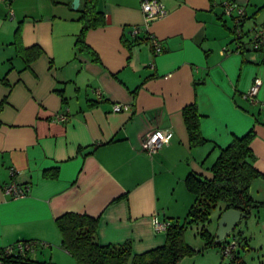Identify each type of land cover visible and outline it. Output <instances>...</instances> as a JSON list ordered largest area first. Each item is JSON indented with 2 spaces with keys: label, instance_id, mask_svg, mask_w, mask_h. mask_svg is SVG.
Masks as SVG:
<instances>
[{
  "label": "crops",
  "instance_id": "crops-1",
  "mask_svg": "<svg viewBox=\"0 0 264 264\" xmlns=\"http://www.w3.org/2000/svg\"><path fill=\"white\" fill-rule=\"evenodd\" d=\"M73 1L0 0V248L35 241L69 253L56 223L67 212L98 217L101 245L129 244L133 254L162 247L167 233L155 219L182 222L195 202L187 176L211 177L221 149L250 131L263 174L250 194L264 201V49L246 36L235 51L224 0H159L165 13L149 24L143 0H97L102 24L85 31L84 44L85 0L78 8ZM236 1L246 9L245 31L264 24V0ZM36 46L42 52L30 56ZM256 78L253 103L244 94ZM116 103L131 109L115 112ZM192 103L205 139L197 145L183 115ZM157 129L170 142L148 155L145 136ZM13 181L29 192L6 195ZM254 214L258 235L242 234L237 247L244 264L241 250H264V208Z\"/></svg>",
  "mask_w": 264,
  "mask_h": 264
},
{
  "label": "trees",
  "instance_id": "trees-1",
  "mask_svg": "<svg viewBox=\"0 0 264 264\" xmlns=\"http://www.w3.org/2000/svg\"><path fill=\"white\" fill-rule=\"evenodd\" d=\"M96 1L85 0L80 9V20L83 22V31L79 38L80 44H84L83 34L87 29L102 24V13L97 11ZM41 52V48L38 46L31 47L27 51L30 56L34 57ZM183 115L191 144L204 143L205 139L200 134L201 114L197 104L192 103L185 106ZM253 137L254 132L250 131L243 137H236L230 145L222 148L211 166V177H202L196 173H190L187 176L186 184L195 195V202L184 221L169 224L166 229L167 237L164 246L143 254H133L129 244L101 245L96 239L98 217L67 212L56 219L61 234L62 247L75 258L77 264H179L184 256L194 251V248L184 238V231L192 222H207L212 210L218 209V207L219 217L229 208L240 209L248 216L254 210L264 208V201H256L250 194L252 181L263 176L253 163L254 153L251 148ZM201 234L206 238L205 248L208 246L220 247L222 251L225 244L229 242L228 239H225L221 243H217L216 232H209L206 229ZM241 236L239 234L238 243L240 240H246V237ZM38 246V243L34 245V247ZM237 249L234 250L233 258L225 264H244ZM201 250L198 251L201 252ZM222 257L225 259L223 254ZM0 262L2 264H46L30 259L27 253L24 255L11 253L0 257Z\"/></svg>",
  "mask_w": 264,
  "mask_h": 264
},
{
  "label": "built area",
  "instance_id": "built-area-1",
  "mask_svg": "<svg viewBox=\"0 0 264 264\" xmlns=\"http://www.w3.org/2000/svg\"><path fill=\"white\" fill-rule=\"evenodd\" d=\"M142 11L144 12L146 18V24H149L151 21L164 15L165 10L162 3L159 0H143L142 1ZM224 6V14L226 16H230L234 25V33H235V43L236 49L235 51H241L244 47V38L246 36L249 37L250 43L252 44L253 49L255 50H263L264 49V24L255 26L250 28L249 30H244L245 18H246V9L240 5L236 0H226L223 4ZM142 27L136 25L132 28V35L139 36L141 33ZM153 45L155 47L156 52H160V44L157 40H153ZM225 53V51H223ZM262 84V80L260 78H256L252 86L246 91L244 94L246 98L251 100L253 103L258 102V93L260 90V86ZM98 97L101 96V92L99 90L95 91ZM115 112H123L130 111L131 106L129 104H121L116 103L113 106ZM56 121H64L67 120V115L58 114L55 117ZM170 142L169 133L166 130H154L148 133L144 139V151L148 155H153L157 153L160 149L163 148L164 145ZM4 192L6 195H9L11 198H19L21 196L26 195L30 187L28 185H20L17 182L13 181L4 186ZM170 222L159 221L155 219V227L157 230H165L169 226ZM37 242L35 241H19L16 245H9L0 249V257H4L6 255H10L11 253H19L21 255L26 254L28 251L34 248ZM239 243L237 239L230 240L227 244H225L222 254L224 258L232 259L234 256V250L238 247ZM2 264V262H0ZM238 264V263H235Z\"/></svg>",
  "mask_w": 264,
  "mask_h": 264
},
{
  "label": "rangeland",
  "instance_id": "rangeland-1",
  "mask_svg": "<svg viewBox=\"0 0 264 264\" xmlns=\"http://www.w3.org/2000/svg\"><path fill=\"white\" fill-rule=\"evenodd\" d=\"M223 2H226V0H224ZM242 6L244 7V5ZM226 17H227L226 18L227 22L233 25L231 17L230 16H226ZM260 20L262 22L264 21V13L261 14ZM251 214L252 215H250L249 218L243 219L237 225V227L233 231L234 234H237V235L243 234L248 237L249 236L254 237L256 234L258 235L257 218L255 217L254 211ZM217 219H218V210L213 209L210 214V218L207 222L202 223L201 221H194L186 227L184 231V238H185V241L192 248H194V251L184 256L179 262V264H225V263H229L230 261L229 258L226 257L225 259H223L222 251L220 247L208 246L205 248L206 238L201 234L204 229L208 230L209 232H215V231L217 232V229H218ZM175 222L176 221L170 222V223H175ZM231 240H234V239H231ZM260 248L261 247L258 246L254 250L253 249L249 251L241 250V255L247 264H260L261 259L264 257V250ZM199 249H202L201 252L198 251ZM30 254H31L32 259L38 260L39 262H45L46 264L60 263L58 259H61V258L63 259L66 258L65 261H68V262L69 260H72L71 262H75V259L69 253H67L62 248H60L59 246L55 244L53 245L47 244L43 246H38L35 248L34 251H31L29 255ZM68 262L67 264H69Z\"/></svg>",
  "mask_w": 264,
  "mask_h": 264
},
{
  "label": "water",
  "instance_id": "water-1",
  "mask_svg": "<svg viewBox=\"0 0 264 264\" xmlns=\"http://www.w3.org/2000/svg\"><path fill=\"white\" fill-rule=\"evenodd\" d=\"M80 0H74V8H78ZM248 215L240 209L229 208L225 210L218 219V229L216 232V242L221 243L227 237H230L237 225Z\"/></svg>",
  "mask_w": 264,
  "mask_h": 264
}]
</instances>
